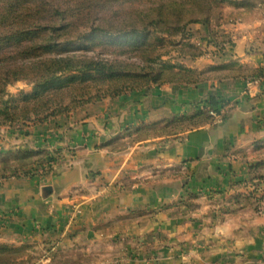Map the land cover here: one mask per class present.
Returning a JSON list of instances; mask_svg holds the SVG:
<instances>
[{"label":"crops","instance_id":"crops-1","mask_svg":"<svg viewBox=\"0 0 264 264\" xmlns=\"http://www.w3.org/2000/svg\"><path fill=\"white\" fill-rule=\"evenodd\" d=\"M216 31L201 55L178 60L264 67V18ZM244 86L241 76L162 83L0 126V154L52 158L41 174L47 159L0 177V242L45 252L31 264H264V81L221 123L164 131L211 93L228 101ZM250 183L260 207L231 199Z\"/></svg>","mask_w":264,"mask_h":264},{"label":"trees","instance_id":"trees-1","mask_svg":"<svg viewBox=\"0 0 264 264\" xmlns=\"http://www.w3.org/2000/svg\"><path fill=\"white\" fill-rule=\"evenodd\" d=\"M224 2L243 11H251L256 6L253 0L160 1L156 4L154 20H150L145 27L132 26L130 31L142 37H134L135 45L132 49L142 54L139 56L141 60L128 61L87 55H63L57 47V39L62 35L59 33L60 26L51 22L53 13L61 11L58 6L36 0H0V126L19 125L21 128L25 126L24 123L33 119L42 122L58 111L55 107L62 103L65 96L72 99L83 98L77 105L81 106L87 102L99 101L106 95H119L124 90L149 88L150 84L182 85L210 76L219 79L241 76L245 80L264 76L263 66L229 62L197 70L179 60L165 58L170 57L172 51L177 53V57L201 55L203 50L186 40V28L195 23L209 25L213 17L218 18L220 24L227 23L228 20L221 11L215 12ZM74 7L72 4L71 8L75 9ZM46 15L50 19L47 23L36 24L37 19ZM13 25L16 27L13 28ZM154 26L156 36L152 37L150 28ZM95 28L105 32L99 26ZM128 28L129 26H125L122 32L129 33ZM119 29L117 31H121ZM178 35L185 42L174 38ZM122 44L119 45V52L124 51ZM166 44L169 45L165 46ZM11 45L19 48L14 52H6V48ZM40 48L49 52L50 56L42 58ZM83 50L91 51V48L87 46ZM19 58L28 61L19 63ZM20 79L31 82V90L9 96L7 86ZM206 101L213 109L226 102L219 101L213 93ZM211 121L212 117L207 111L198 109L190 115L176 116L169 120L164 131L170 132L178 126L197 127L210 124ZM155 129L156 127L153 130ZM46 154L45 151H23L17 152L10 160L0 159V177L6 176L9 171L32 175L27 171L29 167L42 160L52 159L51 156L46 157ZM258 165L254 163L250 169L256 172ZM255 175L262 178L257 172ZM33 257L34 246L31 244L11 245L0 242V264H29Z\"/></svg>","mask_w":264,"mask_h":264},{"label":"rangeland","instance_id":"rangeland-1","mask_svg":"<svg viewBox=\"0 0 264 264\" xmlns=\"http://www.w3.org/2000/svg\"><path fill=\"white\" fill-rule=\"evenodd\" d=\"M36 1L39 3H47L50 5H55L61 9L60 12L53 13L51 22H54L58 26H60L59 33H62V35L59 39H57V44H58L57 47L62 52L63 55L76 54V55H87V56L101 57V58H113V59H121L128 61H138L141 60L139 56L142 53H139L137 50H133L132 47L135 45L134 37L137 39L142 37L141 35L133 34L130 30L132 29V26L135 25L145 27L149 24L148 22L150 20H154L156 17V4L164 0H36ZM253 1L256 3V6L251 11L248 10L243 11V9H235L227 2H224L223 4H221V6L218 7V9L215 10V12L221 11L222 14L224 15L223 17L228 20L227 23L232 21L236 22L238 20L239 21L251 20L255 22L256 19L264 18V0H253ZM72 4L75 6L74 7L75 9L71 8ZM1 5L2 4L0 3V7ZM49 20H50L49 15H46L37 19L36 24H45ZM66 23H68L67 27H65ZM223 24L224 23L220 24L219 19L215 17H213L210 20L209 25L206 26L198 23L190 24L186 28V33L188 36L186 40L189 42H193L201 50H207L209 43L210 42L213 43L215 41L217 28L222 26ZM95 26H99L100 28H103L105 32L102 29H98V28L94 29ZM125 26H129L128 28L129 33L122 32L124 31ZM12 27L15 28L16 25H13ZM118 28H120L119 30L121 31H117ZM150 30L151 32H153L152 37L156 36L155 26L151 27ZM174 38L176 40H180V42H185L183 37L179 35ZM120 44H122V47L124 48L123 52L118 51ZM167 45L169 44H166L165 46ZM215 45L217 48H219L220 47L219 41H217ZM87 46L91 48V51L83 50ZM18 48L19 47L16 45H11L6 48V52H14ZM108 48H110V50H108ZM40 52H42L41 53L42 58L50 56L49 52L43 49L42 51L40 50ZM165 58H171L176 60L179 59L175 51L171 52L170 57H165ZM27 61L28 60L21 58L17 60V62L19 63H25ZM31 88H32L31 82L25 79H20L7 86V93L9 96L11 95L17 96L21 92L31 90ZM127 92H130V90H124L120 94ZM106 97H112V96L106 95ZM82 100L84 99L83 98L72 99V97L65 96L62 103L57 104L55 107L58 111L55 114H50L48 117L59 115L73 108H77L78 107L77 105L80 104ZM200 110L202 109L200 108ZM35 122H40V121L33 119L24 123V125L32 124ZM15 126H19V125H15ZM153 132L154 133H152V135H156L155 133L156 129L153 130ZM15 153L16 152L0 154V159L10 160L9 158L11 159L14 158ZM8 174H14V173L12 171H9ZM255 182L258 183L259 179L256 178ZM252 183L247 185L242 192H239V194L236 193L234 196H232L231 199H234L235 201L236 200L241 201L243 199H252L253 201H255L256 196H260V195H256L255 193H252V189L254 187ZM254 194L256 196H254ZM259 202L260 200L256 202L257 206ZM258 207H260V204ZM79 214L80 212L78 214H74L75 215L74 219H76V217ZM43 254H45V252H43L42 255ZM40 255L41 253L38 252L36 254L37 258L40 257ZM37 258L33 257V259L29 264H31Z\"/></svg>","mask_w":264,"mask_h":264},{"label":"built area","instance_id":"built-area-1","mask_svg":"<svg viewBox=\"0 0 264 264\" xmlns=\"http://www.w3.org/2000/svg\"><path fill=\"white\" fill-rule=\"evenodd\" d=\"M264 81V76H261L259 78H256L254 80L248 79L245 80V86L239 91V93L232 99L224 102L222 105H220L217 109L211 108L207 103H204L201 105V109L204 111H207L211 117V125L219 124L221 123L226 115L228 114L229 110L235 107L240 100H242L244 97H246L248 94H254L255 88L258 84L262 83ZM52 164L51 160H48L42 164L39 168H36L34 171L36 173L41 174L44 170L49 168V166ZM73 207V213L78 214L80 211V205L78 203H75L72 205ZM74 217L70 218V221H73Z\"/></svg>","mask_w":264,"mask_h":264},{"label":"water","instance_id":"water-1","mask_svg":"<svg viewBox=\"0 0 264 264\" xmlns=\"http://www.w3.org/2000/svg\"><path fill=\"white\" fill-rule=\"evenodd\" d=\"M47 190H51V188L48 187V186H44V187L42 188V192H46Z\"/></svg>","mask_w":264,"mask_h":264}]
</instances>
